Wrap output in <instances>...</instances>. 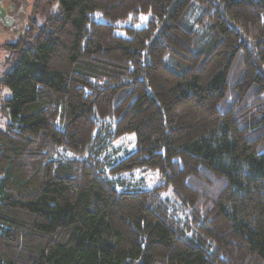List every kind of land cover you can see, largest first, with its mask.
Masks as SVG:
<instances>
[{
  "label": "trees",
  "instance_id": "obj_1",
  "mask_svg": "<svg viewBox=\"0 0 264 264\" xmlns=\"http://www.w3.org/2000/svg\"><path fill=\"white\" fill-rule=\"evenodd\" d=\"M33 2L2 79L0 264H264V0ZM137 168L181 205L116 177Z\"/></svg>",
  "mask_w": 264,
  "mask_h": 264
},
{
  "label": "rangeland",
  "instance_id": "obj_2",
  "mask_svg": "<svg viewBox=\"0 0 264 264\" xmlns=\"http://www.w3.org/2000/svg\"><path fill=\"white\" fill-rule=\"evenodd\" d=\"M29 1V7L27 9V15L24 17V28L16 32V34H12V36L6 38H0V44L4 41H8L10 43L16 42L21 35L25 34L26 30L28 29V25L30 22V16L33 10V0ZM53 11H56L53 8ZM151 18V13H141L138 20L134 22H128L127 25H132L135 28H140L144 26L147 21ZM97 20L103 21L102 15L99 13L97 14ZM117 32L120 35H124L123 29H118ZM6 44V43H5ZM9 46V45H7ZM1 57H0V77H3L10 69H12L13 64V53L10 48L5 47L4 43L3 46L0 48ZM12 95L11 90L9 88H3L2 80H0V126H3L8 121V116L5 113L4 101L10 98ZM136 149V135L135 133L126 134L120 138H118L114 144L112 145L109 153L114 161H119L128 153L134 151ZM118 178H124L130 180L134 186L144 188V189H151L154 187H160L165 185L161 188V193L164 199L169 201L171 205H181V201L175 196L173 189L171 186L166 185V179L160 176L159 171H152V170H143L140 168L123 172L122 174L116 176Z\"/></svg>",
  "mask_w": 264,
  "mask_h": 264
},
{
  "label": "water",
  "instance_id": "obj_3",
  "mask_svg": "<svg viewBox=\"0 0 264 264\" xmlns=\"http://www.w3.org/2000/svg\"><path fill=\"white\" fill-rule=\"evenodd\" d=\"M29 4L28 0H0V31H21Z\"/></svg>",
  "mask_w": 264,
  "mask_h": 264
},
{
  "label": "flooded vegetation",
  "instance_id": "obj_4",
  "mask_svg": "<svg viewBox=\"0 0 264 264\" xmlns=\"http://www.w3.org/2000/svg\"><path fill=\"white\" fill-rule=\"evenodd\" d=\"M12 34H16V33H14L13 31H12V32H8V31H0V38H6V37H9V36H12ZM3 43H4L5 47H7V48H8L7 45H10V44H11V43L8 42V41H4ZM3 43L0 44V48H1V46H3ZM5 43H6V44H5ZM0 57H1V52H0ZM2 79H3V77H0V80H2Z\"/></svg>",
  "mask_w": 264,
  "mask_h": 264
}]
</instances>
